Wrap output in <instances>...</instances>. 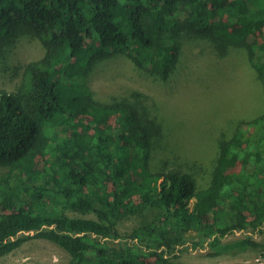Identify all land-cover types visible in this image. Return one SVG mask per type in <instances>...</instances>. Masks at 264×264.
Here are the masks:
<instances>
[{"label": "trees", "instance_id": "trees-1", "mask_svg": "<svg viewBox=\"0 0 264 264\" xmlns=\"http://www.w3.org/2000/svg\"><path fill=\"white\" fill-rule=\"evenodd\" d=\"M26 38L41 55L0 88V257L32 239L67 264L264 251L251 234L226 240L264 225V110L222 135L206 167H155L163 128L140 94L102 102L88 86L115 57L167 81L197 39L218 58L245 53L264 94V0H0V53Z\"/></svg>", "mask_w": 264, "mask_h": 264}, {"label": "rangeland", "instance_id": "rangeland-1", "mask_svg": "<svg viewBox=\"0 0 264 264\" xmlns=\"http://www.w3.org/2000/svg\"><path fill=\"white\" fill-rule=\"evenodd\" d=\"M9 53H0V88L14 90L18 68L39 57L38 41L26 38ZM93 96L102 102L134 92L147 111L162 124L163 137L155 150L153 166L168 160V166L183 164L206 167L216 155L217 140L228 137L240 121H247L264 110V94L246 55L234 49L218 58L209 42L185 41L180 61L167 81H160L136 68L125 57L107 59L98 64L88 78ZM142 95V96H141ZM145 98H144V97ZM139 98V97H138ZM184 168H182L184 170ZM200 185H203L198 181ZM136 219H129L126 230ZM251 234L264 241L261 232H235L226 240ZM207 248L189 249L178 261L187 264H264V251L242 252L210 257ZM70 256L60 247L42 239L27 241L13 252L0 257V264H67Z\"/></svg>", "mask_w": 264, "mask_h": 264}]
</instances>
